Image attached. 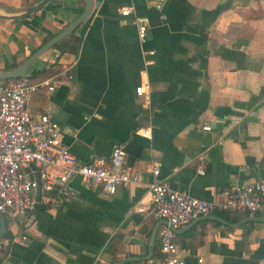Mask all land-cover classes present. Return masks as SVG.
<instances>
[{"label": "crops", "instance_id": "0c3cea01", "mask_svg": "<svg viewBox=\"0 0 264 264\" xmlns=\"http://www.w3.org/2000/svg\"><path fill=\"white\" fill-rule=\"evenodd\" d=\"M37 1L0 0V13ZM82 8L83 0H48L25 17L0 18V70L19 64ZM135 17L146 24L141 43ZM74 33L75 52L48 63V48L24 71L49 65L32 77L54 82L52 90H34L26 109L47 112L82 161L121 144L138 180L105 193L76 176L72 191L37 202L23 223L4 216L2 238L20 230L27 238L0 244V264H109L146 254L161 219L134 207L149 199L154 165L170 188L207 200L229 183L264 175V0H92ZM141 79L147 86L137 95ZM206 215L176 227L185 264H264L262 214ZM154 243L158 249L156 234ZM129 260L122 264H160L158 256Z\"/></svg>", "mask_w": 264, "mask_h": 264}, {"label": "built area", "instance_id": "2783aa9c", "mask_svg": "<svg viewBox=\"0 0 264 264\" xmlns=\"http://www.w3.org/2000/svg\"><path fill=\"white\" fill-rule=\"evenodd\" d=\"M129 10V6H122L119 13L126 15ZM134 23L137 40L141 43L145 39V20L135 17ZM146 53L152 54L153 50L148 49ZM58 55L59 51L53 48L47 62H56ZM67 76L71 77L70 72ZM42 84L48 90L54 87V82L32 80L24 72L8 82L0 81V213L19 223L24 222L26 213L37 202L48 205L59 194L72 191L71 180L76 176L83 186L105 193H113L117 187L138 180V173L130 166L121 144H112L107 156L82 161L61 142L59 125L47 112L30 113L26 102ZM146 86L147 80L141 79L134 87L135 94L143 95ZM140 130L149 135L148 128ZM29 163L38 172V201L34 196L35 179L30 174ZM51 166H57L58 172H51ZM150 171L153 178L149 183V199L134 209L165 220L156 230L160 264H185L172 228L191 219L213 210L248 211L264 216V175L249 182L229 183L220 188L219 199L207 200L170 188L158 177L157 165ZM26 238L25 232L20 230L8 237L0 236V244L8 247L24 243Z\"/></svg>", "mask_w": 264, "mask_h": 264}, {"label": "water", "instance_id": "95a60500", "mask_svg": "<svg viewBox=\"0 0 264 264\" xmlns=\"http://www.w3.org/2000/svg\"><path fill=\"white\" fill-rule=\"evenodd\" d=\"M48 0H38L34 4H30L26 7H24L20 12L13 13V14H4L0 13V18H10V19H15V18H22L27 16L28 14L36 11L37 9L41 8ZM91 4L92 0H83V8L81 12L69 23H67L65 26H63L59 31L54 33L52 36H50L48 39H46L44 42H42L40 45H38L35 49H33L19 64L15 65L14 67L7 69V70H0V79H8V78H14L23 73L29 66L30 64L34 61V59L50 48L54 43L65 37L69 32L74 30L88 15L91 9ZM29 167L32 169H35L34 165L32 163H29ZM34 179H35V187H34V196L36 201L39 200L40 197V181L38 178V172L35 170L34 171ZM202 217H208L206 216H198L197 218H202ZM255 217L256 216H252ZM196 218V219H197ZM245 217L244 219H246ZM264 221V218H259ZM221 220V219H220ZM165 220L161 219L160 222H164ZM158 224V223H157ZM157 224H155L148 237L147 241V252L146 254L142 256H125L121 257L119 259H114L112 260L109 264H121L122 262L129 260V259H139V258H145L148 259L151 257L153 253V246H154V237L156 234V228ZM5 228V218L4 216L0 213V236L3 234ZM173 231H177L176 228H172Z\"/></svg>", "mask_w": 264, "mask_h": 264}, {"label": "trees", "instance_id": "16d2710c", "mask_svg": "<svg viewBox=\"0 0 264 264\" xmlns=\"http://www.w3.org/2000/svg\"><path fill=\"white\" fill-rule=\"evenodd\" d=\"M75 30V29H74ZM74 30H72L71 32H69L65 37H63L62 39H60L59 41H57L56 43H54L50 48H55L59 51V53L64 52V51H68V52H75L76 48H77V41H78V37L75 35ZM50 37V36H49ZM48 39V38H46ZM45 39V40H46ZM44 40V41H45ZM52 65V64H51ZM50 66L46 65V66H42L40 68H29L28 73H29V77L32 80H35L34 77H32L34 74H38V73H44L46 72L47 69H49ZM14 78H8V79H0L1 82H8L10 80H13ZM3 235V234H2ZM1 235V236H2ZM157 248L155 246L154 243V248H153V253L151 257H156V256H160V253L157 252ZM119 259V258H117ZM114 260V259H113ZM112 261V260H111ZM130 262V260H126L124 261V263ZM123 263V262H122ZM121 263V264H122Z\"/></svg>", "mask_w": 264, "mask_h": 264}]
</instances>
